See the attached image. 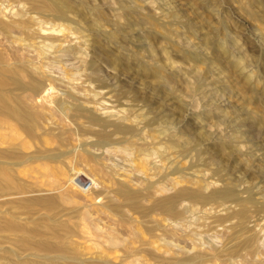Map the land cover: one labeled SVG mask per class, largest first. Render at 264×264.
Listing matches in <instances>:
<instances>
[{
  "label": "rangeland",
  "instance_id": "rangeland-1",
  "mask_svg": "<svg viewBox=\"0 0 264 264\" xmlns=\"http://www.w3.org/2000/svg\"><path fill=\"white\" fill-rule=\"evenodd\" d=\"M67 1L71 8L60 19L31 0H0V20L21 23L12 45L30 52V68L44 53L56 52L61 42L81 44L84 59H97L101 80H89L85 71L74 81L82 86L79 101L103 117L112 111L125 123L137 124L141 131L135 144L126 154L94 150L99 162L80 163L81 149L89 147L94 139L89 133L95 128L89 129L84 115L67 117L57 110L44 128L53 135L72 131L71 148L63 147L57 164L74 182L94 177L96 184L91 181L89 191L94 201L111 204L117 187L127 185L143 194L142 205L139 210L125 206L123 214H111V219L98 220L92 214L118 239L110 244L83 217V195L68 191L67 181L53 189L45 186L52 180L49 170L32 162L25 172L13 167L14 184L0 198V216L11 213L20 221L29 219L26 225L49 240L51 225L56 226L61 246L88 264H97L101 254L108 264H173L194 255L189 264H264V0ZM223 45L230 56L221 51ZM4 51L11 52L7 47ZM191 54L196 59L188 58ZM214 55L220 63L210 62ZM235 59L242 78L237 70L229 71L227 62ZM143 65L160 67L164 82L158 83L151 71L145 73ZM243 76L255 96L242 87ZM53 87L48 93L60 96L61 83ZM56 118L62 124L55 123ZM169 135L175 141L171 146ZM224 139L227 144L221 147ZM34 147L32 141L30 150ZM42 173L46 180L40 178ZM230 183L238 197L250 200L242 216L236 214L242 206L235 199H187L175 215L155 206L182 186L200 187L207 194ZM23 186L25 192L17 193ZM37 196H54V204L27 208L26 202ZM142 206L154 209L145 214ZM249 238L254 240L253 250L244 246ZM235 249L239 254L232 253Z\"/></svg>",
  "mask_w": 264,
  "mask_h": 264
},
{
  "label": "bare ground",
  "instance_id": "bare-ground-1",
  "mask_svg": "<svg viewBox=\"0 0 264 264\" xmlns=\"http://www.w3.org/2000/svg\"><path fill=\"white\" fill-rule=\"evenodd\" d=\"M31 1L40 9L48 11L50 14L60 19H64L68 10L71 8V3L67 0ZM148 21L150 23L154 22L153 19H149ZM20 27L21 23L12 24L0 20V198L7 195L11 185L14 184V178L12 176L13 167L21 166L25 172V166H27L28 163L39 162V167L43 170H49V174L48 171L46 173L51 175L52 178L49 182L45 178L46 173H42L40 178L44 177L46 180L44 185L53 189L59 187L58 185L61 182L67 181L66 189L68 191L78 190L83 195V201H79L82 205L83 217L91 220L94 230L98 233H104L110 244L116 245L118 239H114L108 232H105L103 228L97 224V221L101 216H106L111 219V216H113L111 214H123V208L125 206L139 210L142 205L141 201L143 199V194L139 190L129 188L127 185H121L117 187L116 199L113 203L105 204L98 203L100 202L99 200L94 201V199L90 197L91 188L88 191L82 190L76 183V180L74 182L71 178H68L65 169L57 164L64 152L63 147H68L69 145L68 143L72 131L65 128L68 131L64 130V135L60 133L58 135H53L50 131L45 130L44 126L47 120L56 115L55 112L57 110L63 113L64 116L68 115L67 117H80V115H84L83 117L87 119L85 121L89 123V129L92 130V128L95 127L92 131L90 130V133L87 129V134H92L94 139H92L88 148L81 149L83 154L80 152L81 156L80 160H78L82 163L95 162V164L96 161L99 162V160H97L99 157L93 153L94 150L102 149L104 152H109L110 154L117 151L126 154L128 148L135 144L136 136L139 135L141 128L138 127L137 124L131 125L125 123L120 116L112 111H106V113H108L107 117H103L101 114L95 113L90 108L85 107L79 101V89H81L82 86L76 85L77 82L74 81L80 80L85 71H89V80L93 78L101 80L97 77V59L95 57L88 60L84 59L82 55L83 52H81V44L76 45L73 43L63 46L61 42L56 52L44 53L42 59L36 61L37 64L34 65L35 67L30 68V62L33 60L30 52H22L12 45L16 40V33ZM68 37L69 36L66 38ZM5 47L10 49L11 52H5ZM221 49L224 55L230 56V52L225 45H223ZM195 57L194 54L188 56L191 60L196 59ZM200 61L204 62L209 60L200 58ZM238 61V59H235L227 63H229L228 67L233 70L229 71L234 73V70H237V75L241 77L243 74L241 72L242 69L238 67ZM210 62L220 63L221 61L218 55H214L210 59ZM143 67L145 73L151 71L152 77L156 78L158 83H162L161 81L164 76L160 67H149L147 65H143ZM32 69L34 72H32ZM243 78L242 87L247 88L251 96H255V89L249 87V79L245 76H243ZM156 80L154 81L157 82ZM82 81L84 82V79ZM54 82L61 83L62 85V90L59 91L61 94L59 93L60 96L58 97L57 95L51 96V93H48V90L52 89ZM104 108L107 109L105 106L102 109L105 110ZM165 121L167 122V119ZM56 122L57 124H59V122L62 124V121L59 119H57L55 123ZM62 131L61 129V133ZM164 131L170 132L168 129ZM180 133L183 132L180 131ZM171 136L172 135H169L168 140L170 146L175 143ZM32 141L35 147L31 151ZM226 144L227 139H224L221 142V147ZM68 148H71V146ZM50 163H53V165ZM102 169L103 168H101L99 172H102ZM102 176L106 178V174H103V172ZM90 179L95 185L96 179L94 177H90ZM91 181L90 183L92 184ZM150 188L151 184L147 185V189ZM24 192V186L19 187L17 190V193ZM117 196L119 198H117ZM187 199L198 202H206L215 199L220 201L223 200L224 202L235 199L242 206L241 210L236 213L241 216L245 214V204L250 202L249 198L244 200L238 197L230 183L218 188L214 187L207 194H205L200 187L197 189H190L182 186L175 190L173 194L158 201L155 206L161 208L164 213L166 212L174 215L180 214L181 212L178 206ZM54 200V196H37L26 202V206L28 208V204H30L39 206L40 208H47L49 204L50 206L54 204ZM142 207L141 211L145 214L150 212L151 207L153 208V206L148 208ZM182 212L184 211L182 210ZM92 214H97L96 218L98 220L93 217L94 215L92 216ZM94 218L97 221H94ZM27 220L20 221L16 214L11 213L0 216V264H88L76 256L69 255V253H67L68 251L61 246V237L57 233L59 230H55L56 226L51 225L52 234L50 235L51 240H49L45 237L47 234L42 233L39 229H30L28 225H26ZM50 222L55 224L53 219H51ZM49 229L50 228H48V230ZM110 229L114 231L112 228ZM5 232L10 233V235H2V233ZM14 232L18 233L15 238H13ZM68 232L70 236L72 231L68 230ZM35 236H39V239H37L38 237L34 239ZM253 244L254 240L249 238L244 243V246L253 250ZM232 253L239 254V249L233 250ZM101 255L97 264H108L106 256H103V254ZM195 258L196 255L186 256L176 260L173 264H189V261H193Z\"/></svg>",
  "mask_w": 264,
  "mask_h": 264
},
{
  "label": "built area",
  "instance_id": "built-area-1",
  "mask_svg": "<svg viewBox=\"0 0 264 264\" xmlns=\"http://www.w3.org/2000/svg\"><path fill=\"white\" fill-rule=\"evenodd\" d=\"M76 183L80 186V188H82V190H84V191H88L90 188H91V183H90V181L88 180V181H86V182H78V181H76Z\"/></svg>",
  "mask_w": 264,
  "mask_h": 264
}]
</instances>
